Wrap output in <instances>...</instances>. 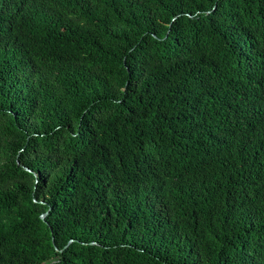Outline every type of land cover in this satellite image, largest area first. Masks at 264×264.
Masks as SVG:
<instances>
[{
    "label": "trees",
    "instance_id": "1",
    "mask_svg": "<svg viewBox=\"0 0 264 264\" xmlns=\"http://www.w3.org/2000/svg\"><path fill=\"white\" fill-rule=\"evenodd\" d=\"M0 264H264V0H0Z\"/></svg>",
    "mask_w": 264,
    "mask_h": 264
},
{
    "label": "water",
    "instance_id": "2",
    "mask_svg": "<svg viewBox=\"0 0 264 264\" xmlns=\"http://www.w3.org/2000/svg\"><path fill=\"white\" fill-rule=\"evenodd\" d=\"M47 212L41 214V218H44V216L46 215Z\"/></svg>",
    "mask_w": 264,
    "mask_h": 264
}]
</instances>
